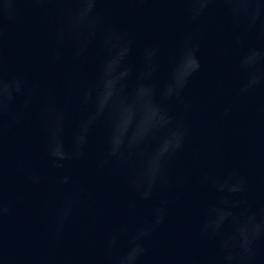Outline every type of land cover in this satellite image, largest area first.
<instances>
[{
	"label": "water",
	"instance_id": "water-1",
	"mask_svg": "<svg viewBox=\"0 0 264 264\" xmlns=\"http://www.w3.org/2000/svg\"><path fill=\"white\" fill-rule=\"evenodd\" d=\"M75 7L69 0H0L2 74L26 80L32 92L30 106L23 107L20 97L12 107L18 121L7 115L0 129V264H117L133 246L132 237L146 228L152 231L136 241L144 249L136 264H224L220 245L232 222L248 215L264 220V80L241 91L249 79L241 59L252 49L264 53V10L249 28L247 18H234L219 0L196 19L186 0H99L95 12L102 27L131 41L122 67L144 73L145 51L155 50L156 71L145 82L154 86V100L172 122L117 160L108 156V123L102 119L82 157L54 161L42 106L64 113L69 145L91 111L84 96L94 90L105 55L96 42L76 57L72 40L57 39ZM193 46L199 70L178 98L164 100L174 65ZM254 70L264 73V59ZM136 83L130 79L129 89ZM140 116L137 111L128 136ZM176 127L184 133L182 147L142 199L143 186L133 181ZM64 177L67 183H61ZM241 182L242 191H227ZM212 207L232 215L220 233L202 234ZM158 214L163 219L156 224ZM261 232L253 255L239 264H264V225Z\"/></svg>",
	"mask_w": 264,
	"mask_h": 264
},
{
	"label": "clouds",
	"instance_id": "clouds-1",
	"mask_svg": "<svg viewBox=\"0 0 264 264\" xmlns=\"http://www.w3.org/2000/svg\"><path fill=\"white\" fill-rule=\"evenodd\" d=\"M60 3L66 0H58ZM76 7L67 11L64 24L57 30V39L63 41L67 36L72 40L74 55L80 57L86 51L88 45L98 42L105 55L99 67L96 85L93 91L84 96V103L91 105V111L85 119L76 125L70 144L65 145L63 136L65 132V115L55 110L52 105L42 106V111L47 119L48 129V155L54 161L72 160L84 155V148L88 143L92 128L97 121L106 119L108 123V156L120 160L125 150L129 153L147 142L150 137L159 132L164 126L170 125L172 117L168 116L160 103L154 100L155 88L145 82V76L150 77L155 71V50H146L144 54L145 72L136 75L131 65L122 67L126 58L131 53V41L126 39L123 33L115 30L104 29L95 9L99 0H69ZM217 0H186L188 11L192 19L201 16L210 4ZM227 6V10L234 18L245 17L248 19V27L255 25L264 6L260 0H219ZM7 3V0H6ZM63 11V10H62ZM9 19H12L9 16ZM2 37V32H0ZM197 49L186 47L183 49L179 60L174 65L169 82L164 86L162 98L167 100L173 96L179 97L187 84L188 78L199 70L200 64L196 57ZM264 59V53L255 49L241 59V68L249 71L247 84L241 91H247L262 80L264 73H257L254 69L257 62ZM137 80L134 88L129 89L128 81ZM23 97V107L27 108L32 103V92L28 90V83L21 78H5L0 68V129L3 128L4 118L11 115L13 122L18 121V116L12 114V107L17 99ZM141 113L140 119L135 123L132 134L128 136L129 128L133 125L135 114ZM227 111V110H226ZM146 113H151V119L146 120ZM127 117V121L125 118ZM183 131L176 127L168 131L162 139L158 149L150 154L144 162L143 168L136 175L133 183L139 189L142 199H148L153 186L157 182L167 159L182 147ZM127 138V139H126ZM60 166V165H57ZM68 177H64L61 183H67ZM225 184L219 185L223 191ZM242 182L239 186H228L229 193L242 191ZM70 212L66 209L64 216ZM232 215L222 208L209 209V220L202 229V234H207L209 229L213 234L220 233L224 222ZM163 217L158 214L156 224L162 222ZM264 220L257 221L254 215L243 217L242 220L231 224L232 231L226 237L222 236L221 251L224 264H239L240 261L253 255L255 242L261 238V227ZM152 229H142L129 241L133 246L118 259L117 264H136L144 249L136 243L151 234ZM229 241L232 242L229 246ZM115 242L113 238L112 243ZM111 247V244L109 245Z\"/></svg>",
	"mask_w": 264,
	"mask_h": 264
}]
</instances>
